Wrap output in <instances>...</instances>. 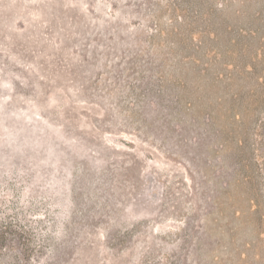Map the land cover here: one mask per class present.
I'll use <instances>...</instances> for the list:
<instances>
[{"label":"rangeland","instance_id":"1","mask_svg":"<svg viewBox=\"0 0 264 264\" xmlns=\"http://www.w3.org/2000/svg\"><path fill=\"white\" fill-rule=\"evenodd\" d=\"M0 264H264V0H0Z\"/></svg>","mask_w":264,"mask_h":264},{"label":"trees","instance_id":"2","mask_svg":"<svg viewBox=\"0 0 264 264\" xmlns=\"http://www.w3.org/2000/svg\"><path fill=\"white\" fill-rule=\"evenodd\" d=\"M15 226H16V224H15ZM11 227H12L11 225L7 226V228H11Z\"/></svg>","mask_w":264,"mask_h":264}]
</instances>
